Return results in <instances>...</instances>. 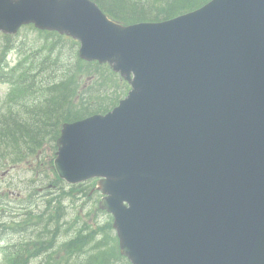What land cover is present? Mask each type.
<instances>
[{
  "label": "water",
  "instance_id": "95a60500",
  "mask_svg": "<svg viewBox=\"0 0 264 264\" xmlns=\"http://www.w3.org/2000/svg\"><path fill=\"white\" fill-rule=\"evenodd\" d=\"M67 35L129 85L66 123L53 167L98 179L131 264H264V0L122 26L91 0H0V31Z\"/></svg>",
  "mask_w": 264,
  "mask_h": 264
},
{
  "label": "trees",
  "instance_id": "16d2710c",
  "mask_svg": "<svg viewBox=\"0 0 264 264\" xmlns=\"http://www.w3.org/2000/svg\"><path fill=\"white\" fill-rule=\"evenodd\" d=\"M92 1L112 21L130 25L166 21L210 0ZM34 31L38 42L29 47L0 35V83L10 86L7 107L0 113V171L36 166L32 172L46 186L47 199L36 204L39 192L32 179L23 202L28 206L23 215L14 216V209L5 206L8 193L0 189L3 264H129L119 252L111 217L97 208L99 193H91L95 181L67 186L52 168L62 124L107 113L129 86L108 65L80 60L73 39ZM12 50L18 61L9 68L6 54ZM50 189L54 194L47 192ZM66 198L70 207L64 205ZM12 234L23 237L7 242Z\"/></svg>",
  "mask_w": 264,
  "mask_h": 264
},
{
  "label": "rangeland",
  "instance_id": "374dc122",
  "mask_svg": "<svg viewBox=\"0 0 264 264\" xmlns=\"http://www.w3.org/2000/svg\"><path fill=\"white\" fill-rule=\"evenodd\" d=\"M18 37H23V45L26 47H29L31 44L37 43L39 35L30 28H22L19 31ZM24 49V48H23ZM8 61L10 62V65L13 66L14 63L17 61V55L16 54H10L8 56ZM9 87L6 85L0 84V107L4 103V100L6 99L7 93H8ZM46 155L50 153V149L46 148V151L44 152ZM35 168L36 166H32ZM31 173L25 172V167L20 166L17 167L11 171H0V189L5 190V192L9 193L8 197L6 198V201L10 208L18 209L23 205V202L27 200V196L24 198L25 191L29 185V179ZM35 187L38 189L41 186L40 182H37L35 184ZM54 191H50V193H53ZM44 193H41V195L38 196V204H42L43 195ZM13 201V202H12ZM67 205V204H65ZM28 205H23V207ZM71 210V209H69ZM105 217V216H103ZM10 243H13V240L9 241ZM0 264H3V257L0 254Z\"/></svg>",
  "mask_w": 264,
  "mask_h": 264
}]
</instances>
